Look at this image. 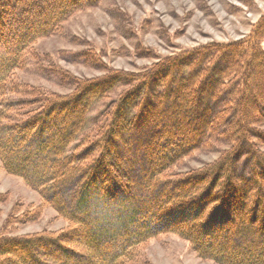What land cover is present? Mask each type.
<instances>
[{"label": "trees", "instance_id": "16d2710c", "mask_svg": "<svg viewBox=\"0 0 264 264\" xmlns=\"http://www.w3.org/2000/svg\"><path fill=\"white\" fill-rule=\"evenodd\" d=\"M83 1L0 0V165L43 200L26 222L47 206L67 225L12 236L7 219L0 264H135L161 235L215 264H264V16L243 41L135 72L64 76L66 94L25 89L24 99H10L21 91L11 74L25 52L90 5ZM103 100V120L69 152L89 108ZM213 141L222 150L211 163L170 173ZM241 158L247 176L235 172Z\"/></svg>", "mask_w": 264, "mask_h": 264}, {"label": "rangeland", "instance_id": "374dc122", "mask_svg": "<svg viewBox=\"0 0 264 264\" xmlns=\"http://www.w3.org/2000/svg\"><path fill=\"white\" fill-rule=\"evenodd\" d=\"M86 2L90 5L83 4L51 35L38 39L25 52L22 68L11 74V82L21 91L16 96H9L10 99H24L25 89L40 94H66L71 87L62 80L64 76H68V80L71 77L90 79L107 69L135 72L179 52L209 44L243 41L264 16V0L83 1ZM94 52L99 54L100 60L96 57L99 62L86 59V53ZM109 101L91 105L69 152H73L82 138L103 120ZM25 108L20 112H26L29 107ZM261 110L264 113V108ZM218 142L208 143L192 153L170 173L211 163L218 156L217 150H222ZM133 146L129 149L134 154ZM244 160L241 158L236 163L237 175H248ZM42 202L36 191L21 179L7 175L0 165V231L7 219L11 220V226L7 225L4 231L12 236L64 229L66 222L47 206L41 208L35 221L26 222V215L33 213ZM15 217L21 220L18 225ZM135 264L215 263L198 258L186 241L173 235H161L138 251Z\"/></svg>", "mask_w": 264, "mask_h": 264}]
</instances>
